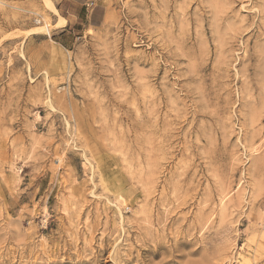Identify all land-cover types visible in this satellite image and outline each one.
I'll list each match as a JSON object with an SVG mask.
<instances>
[{"label": "rangeland", "instance_id": "374dc122", "mask_svg": "<svg viewBox=\"0 0 264 264\" xmlns=\"http://www.w3.org/2000/svg\"><path fill=\"white\" fill-rule=\"evenodd\" d=\"M47 1L0 0V264H264V0Z\"/></svg>", "mask_w": 264, "mask_h": 264}, {"label": "bare ground", "instance_id": "6f19581e", "mask_svg": "<svg viewBox=\"0 0 264 264\" xmlns=\"http://www.w3.org/2000/svg\"><path fill=\"white\" fill-rule=\"evenodd\" d=\"M46 3L49 4V6L52 7V5H50V3H48V1L46 0ZM58 24H62L61 22H58ZM48 25V24H47ZM49 26V25H48ZM59 46V45H58ZM69 58V57H68ZM66 59V58H65ZM65 64V63H64ZM48 79V78H47ZM121 199V198H120ZM123 200V199H122ZM120 202V201H119Z\"/></svg>", "mask_w": 264, "mask_h": 264}]
</instances>
